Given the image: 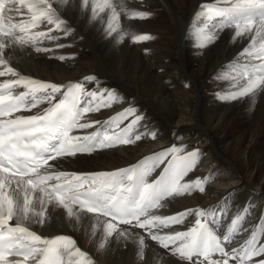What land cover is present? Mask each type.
I'll list each match as a JSON object with an SVG mask.
<instances>
[{
	"label": "bare ground",
	"instance_id": "1",
	"mask_svg": "<svg viewBox=\"0 0 264 264\" xmlns=\"http://www.w3.org/2000/svg\"><path fill=\"white\" fill-rule=\"evenodd\" d=\"M202 1L223 4L218 0H112L122 5L119 18L112 19L108 8H97L93 13V0L86 6L83 0H51L71 33L63 37L62 32H54L62 38L37 45L54 48V52L17 49L10 62L19 73L56 82L94 76V81L86 83L87 89L115 90L118 102L91 112L82 122L103 123L129 107L143 117L128 132L129 138L141 135V140L91 155L63 158L57 162L59 170H113L172 145L181 147V154L198 149L196 163L182 183L199 179L204 191L193 189L190 194L168 197L158 215L200 207L215 212L210 224L217 232L230 235L232 248L243 244L253 231L259 243H264V86L243 97L222 98L247 83L237 64L256 58L238 55L251 43L250 36L233 40L234 28H219L196 18ZM96 2L103 6V0ZM136 11L151 15L130 19ZM143 33L154 39L133 42L134 36ZM57 44L65 47L56 48ZM61 55L68 58H55ZM134 118L129 116L122 124L128 126ZM152 133L155 138H151ZM46 215L43 227L27 225L47 235H73L91 264H192L170 249H162L144 230L120 226L131 235L117 238L114 234L105 239L102 218L81 214L79 220L69 219L62 207L52 205ZM237 215L242 219L237 230L229 233ZM193 220L188 217L184 224L160 231H183ZM261 259L264 254L253 257L249 264H258Z\"/></svg>",
	"mask_w": 264,
	"mask_h": 264
},
{
	"label": "snow or ice",
	"instance_id": "2",
	"mask_svg": "<svg viewBox=\"0 0 264 264\" xmlns=\"http://www.w3.org/2000/svg\"><path fill=\"white\" fill-rule=\"evenodd\" d=\"M83 3L86 6L88 0ZM218 3L224 6L200 5L196 18H219L223 27L235 29L233 40L250 36L251 43L238 55H255L259 60V63L244 65L243 76L247 83L241 90L222 97L236 99L264 86V0H218ZM97 8L101 11L110 9L112 19H118V8L122 10V5L103 0L101 7L93 0L92 12L95 13ZM23 9L29 13L28 20L21 18L13 22V13ZM150 15L136 11L129 18L147 19ZM43 23L52 27L47 31H36ZM58 31L63 37L71 33L51 0H0V77H8L0 82V264H91L88 253L77 246L72 236L46 237L26 226L35 223L43 227L49 205L62 207L69 219L79 220L81 214H92L97 220L102 218L105 239L114 234L117 238L131 235L120 225L144 230L152 241L192 264H229L230 260L249 264L253 257L264 254V243H259L255 231L243 244L226 250L230 235L221 238L210 226V217H214L215 212L196 207L168 216L153 214V209L163 207L161 202L166 197L190 194L193 189L204 191L199 179L182 183L196 163L198 149L181 154L183 149L172 145L127 167L113 170L70 172L57 168V162L63 158L91 155L95 151L141 140V135H136L134 140L129 138L128 132L143 118L135 115L136 109L129 107L104 121L102 130L73 134L74 130L101 124L100 121H81L86 113L99 112L118 102L120 98L115 90H88L86 83L94 81V76L68 84L42 81L21 75L10 62L17 49L30 47L36 53L54 52V48L37 45L45 40L62 38L52 35ZM152 39L154 37L149 33L132 38L133 42ZM257 42L258 49L255 48ZM62 47L65 45H56V48ZM55 58L63 61L68 57ZM17 88L24 91L17 93ZM57 94L61 95L58 101ZM38 95L43 96L48 107L34 115L12 118L14 113L36 108L34 101ZM129 116L135 118L126 128L120 129V122ZM151 138H155V133ZM161 165L159 175L149 179ZM223 214L221 211L220 215ZM188 217H194V220L186 230L161 233L162 228L184 224ZM241 219L240 215L232 219L229 233L237 230ZM139 242L143 246V236L139 237ZM216 254L220 259L212 258ZM258 264H264V259Z\"/></svg>",
	"mask_w": 264,
	"mask_h": 264
}]
</instances>
